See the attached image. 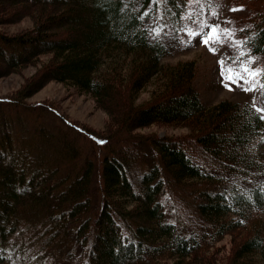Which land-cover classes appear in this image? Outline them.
<instances>
[{
    "label": "trees",
    "instance_id": "trees-1",
    "mask_svg": "<svg viewBox=\"0 0 264 264\" xmlns=\"http://www.w3.org/2000/svg\"><path fill=\"white\" fill-rule=\"evenodd\" d=\"M7 1L0 78L34 70L0 98V264H14L5 248L36 215L56 264H264V112L205 103L196 61L163 60L166 40L149 34L178 33L189 0ZM234 1L248 13L245 44L264 54V0ZM24 17L30 26L7 28ZM51 80L92 96L104 131L28 101ZM153 125L187 132L140 133ZM176 192L191 200L188 226L167 218Z\"/></svg>",
    "mask_w": 264,
    "mask_h": 264
},
{
    "label": "rangeland",
    "instance_id": "rangeland-1",
    "mask_svg": "<svg viewBox=\"0 0 264 264\" xmlns=\"http://www.w3.org/2000/svg\"><path fill=\"white\" fill-rule=\"evenodd\" d=\"M8 4V1L5 0ZM238 9L233 11L232 9ZM215 10L216 15H213ZM189 13H192L191 19H186ZM247 10L238 6L234 0H211V7L209 0H200L199 3L188 1L182 21L181 30L174 34L161 33L160 36L166 40L170 52L163 60L169 63H176L180 60L194 59L197 64V76L195 78V86L200 92L202 100L211 104L222 99H231L238 102H250L256 109L260 110L262 106V75L257 76L252 80L251 84L245 83L244 80L238 83H231L224 81L221 76V66L219 61L225 56L235 57L239 52H245L246 55L241 57V60H254L255 63L251 67H264V54L253 53L245 44L244 37L241 34V29L248 24ZM193 21H196L194 24ZM201 22L208 25H219L220 30L224 28L232 29L235 40L242 42L236 47H229V42L232 38L225 40L224 43L212 42L209 44L202 43L203 35L192 37L188 34L187 27L198 31ZM230 22V23H229ZM31 25V19L24 17L18 23L11 24L7 28L9 30H21ZM204 32H209V28H204ZM71 33L67 26L60 30V35ZM223 39V38H222ZM212 49H215L213 51ZM227 63H231L228 61ZM233 67H238L234 65ZM34 68L26 70L23 75L11 74L0 78V98L6 96L8 92L17 89L24 78L31 73ZM227 74V73H225ZM251 79L245 74V80ZM228 83L230 87H225ZM254 90L244 91V88H252ZM148 93L144 92L141 98H146ZM121 96L118 99L121 101ZM30 102L53 101L60 109V113L68 115L71 119L86 124L92 129L104 131L108 115L106 111L99 107L89 94L79 92L74 87L51 80L47 82L40 90L29 97ZM140 133L155 132L159 135L178 136L187 132L186 127L181 126H164L153 125L147 128L140 129ZM264 143V135H263ZM80 146L84 153L92 154L94 150L93 145L88 138H83L80 141ZM96 151H98L96 149ZM183 193V194H182ZM190 199L184 195V192H176L173 196H165L164 202L166 205L167 218L173 220L180 225L188 226L192 220L194 210L189 201ZM32 224L23 223L21 232L14 237L13 240L5 248L9 261L14 264H56V261L51 257L43 254L44 245V223L43 218L36 215ZM38 220V221H37ZM188 228V227H185ZM232 238L228 235L223 241V246L228 245L225 249L230 251L232 247ZM222 241L219 243L222 244ZM237 242V241H236ZM46 250H50L47 248Z\"/></svg>",
    "mask_w": 264,
    "mask_h": 264
},
{
    "label": "snow or ice",
    "instance_id": "snow-or-ice-1",
    "mask_svg": "<svg viewBox=\"0 0 264 264\" xmlns=\"http://www.w3.org/2000/svg\"><path fill=\"white\" fill-rule=\"evenodd\" d=\"M153 3H160L161 0H152ZM191 2L199 3L200 0H191ZM209 5L211 7V0H209ZM233 11H236L238 9H232ZM148 13H145L144 15H147ZM213 15H216L215 10H213ZM192 13H189L186 19H191ZM195 24L196 21H193ZM230 23V22H229ZM165 25H158L154 28H151L149 30V34L153 35L154 38H159L161 33H163ZM209 28V32H204V28ZM186 29L188 31V34L192 37H198L203 35L204 39L202 40V43L209 44L210 41L212 42H218V43H224L225 40H228L229 38H232L229 42V47H236L237 45L241 44L242 42L237 41L233 37V31L232 29L224 28L223 30H220L219 25H208L206 23L201 22L200 28L198 31H194L192 28L187 27ZM223 38V39H222ZM215 51V49H212ZM245 52H239V54L235 57L225 56L222 58L219 63L221 66V76L224 81H230L231 83H238L240 80H244L245 83L251 84L252 80H254L257 76H260L261 74H264V68H256L251 67L252 64L255 63L254 60L250 61H244L240 58L245 56ZM228 61H231V63H227ZM234 65H238V67H233ZM227 73V74H225ZM245 74L250 77L251 79L245 80ZM225 87H230L228 83H225ZM255 85L252 86V88H244V91L254 90ZM261 88L264 89V84H261ZM262 96H264V92L261 93ZM260 111L264 112V108L260 109ZM260 119L264 120V115L260 116Z\"/></svg>",
    "mask_w": 264,
    "mask_h": 264
}]
</instances>
